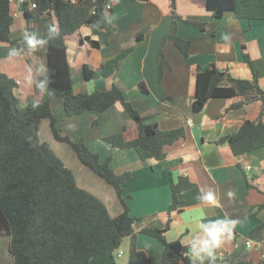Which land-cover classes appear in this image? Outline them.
<instances>
[{"label":"crops","instance_id":"obj_1","mask_svg":"<svg viewBox=\"0 0 264 264\" xmlns=\"http://www.w3.org/2000/svg\"><path fill=\"white\" fill-rule=\"evenodd\" d=\"M108 1H112L106 12L114 27L111 33L102 30L94 34L92 27L82 26L65 37L72 73L78 78L83 65L100 69L104 62L119 53H127L116 73L88 81L77 79L74 92L106 90L115 84L124 91L141 116L150 117V121L156 122L162 130L182 126L187 135L166 146L164 160H141L134 149L112 147L104 140V137L117 133H122L127 139L136 136L137 124L119 103L104 112L89 111L69 117L64 113L62 99L51 101L52 113L58 119L56 127L62 135H68L75 141L83 139L101 160L110 156V167L116 174L131 173L122 185L130 195L127 199L130 215L137 218L133 228L138 248L148 257L160 258L163 245L143 233L144 228H164L169 220L165 238L168 241L179 240L187 247L196 234L203 235L196 226L198 219L208 223L227 216L239 222L233 236L225 238L216 250L218 264H235L244 254L257 262L264 256V232L262 241L253 240L248 234L264 221V207H259L264 203V148L235 155L228 144L217 141L223 135L235 132L243 121L256 120L260 115L261 101L254 100L240 108L230 109L238 97L211 98L199 112L193 111L192 102L196 68H205L211 63L238 78L252 79L255 72L260 87L264 89V19L248 21L234 17L230 12L216 18L207 8L206 0H175L178 19L172 16L170 0ZM23 2L11 0L10 4L14 16L11 38L17 39L21 45L22 34L26 31ZM187 19L199 21L203 26L187 23ZM52 22L56 25L55 18ZM169 34L189 41L187 56L180 52L172 38H165ZM223 36L228 39H223ZM87 37L96 40L99 46L93 47ZM13 46L10 42L0 41V71L17 81L15 94L23 105L30 98L42 100L44 94L28 82V67L45 65L47 68L46 47L35 51L25 48L22 57L9 59L8 50ZM160 51L162 63L159 62ZM244 53L251 66L245 61ZM140 83L144 84L143 89ZM48 126V138L42 141L49 142L58 155L56 148L61 146H56L51 139L60 141L54 138L49 121ZM58 156L75 173L63 156ZM246 165H250L249 170L245 169ZM79 171L89 176L83 167H79ZM179 177L187 178L192 186L179 192L178 205L169 211L172 203L170 186ZM77 185L104 201L112 216L120 212L116 194V198L109 191L104 197L98 194L101 183L98 182L91 190L84 184L77 182ZM208 191L215 194L217 204L198 199ZM230 191L235 193L232 198L228 196ZM109 196L114 201L106 203ZM125 238L128 243L129 238ZM247 239L253 241L252 247L246 246ZM0 241V264H14L8 252L9 238L0 236ZM116 252L92 258L88 264H127L128 258L119 262L123 253L119 256Z\"/></svg>","mask_w":264,"mask_h":264},{"label":"trees","instance_id":"obj_2","mask_svg":"<svg viewBox=\"0 0 264 264\" xmlns=\"http://www.w3.org/2000/svg\"><path fill=\"white\" fill-rule=\"evenodd\" d=\"M108 0H28L23 2V14L27 31H36L47 37L49 25L55 18L58 35L46 46L48 70V91L42 100L28 99L23 105L15 94L17 81L0 71V236L9 238L8 252L14 264H88L92 258L109 254L119 249L125 237L129 238L127 264H190L185 258L187 251L179 240L168 241L164 228L149 227L143 233L156 238L163 245L160 258L152 259L137 245V234L133 224L137 218L130 215V209L123 187L130 177L129 171L116 174L110 167L111 157L100 159L91 151L83 139L73 140L62 135L56 127L58 119L51 110V101L62 99L66 116H76L89 111L104 112L119 103L137 124L136 136L127 139L122 133L104 137L116 148H132L141 160L166 158L165 148L186 137L184 127L162 130L157 123L144 117L126 98L124 91L112 85L106 90L75 93L73 86L77 79L88 81L109 77L119 69V63L127 52H121L104 62L100 69L83 65L78 78L72 73L67 58L65 37L82 26L93 28L94 34L105 30L111 33L114 27L106 17ZM34 3L30 8L28 4ZM11 0H0V41L22 46L11 38L10 27L14 16ZM207 8L216 18L230 12L236 18L248 21L264 19V0H206ZM172 16L175 0H170ZM185 22L202 27L199 21ZM176 47L188 55L189 41L169 34ZM93 47L99 43L86 38ZM160 63L163 61L159 52ZM245 61H251L244 53ZM143 89L144 84L140 83ZM239 99L230 105L237 109L254 100L261 101L260 115L256 120H245L233 133L223 135L218 143H226L235 155L246 154L264 148V89L258 83L254 72L252 79L234 77L229 71L220 69L214 63L205 68L197 66L195 96L192 102L194 112H199L211 98ZM49 120L50 128L57 141L64 142L73 150L81 164L102 178L115 191L121 210L112 216L106 205L93 193L77 185L73 171L65 165L51 144L41 141L39 132L43 120ZM192 186L185 177L171 183L172 203L169 211L178 203V194ZM259 207H264V203ZM264 221L252 229L248 237L262 241ZM203 264H209L206 260ZM218 264V260L216 262ZM235 264H264V256L257 262L246 254Z\"/></svg>","mask_w":264,"mask_h":264},{"label":"clouds","instance_id":"obj_3","mask_svg":"<svg viewBox=\"0 0 264 264\" xmlns=\"http://www.w3.org/2000/svg\"><path fill=\"white\" fill-rule=\"evenodd\" d=\"M56 35H58V27L56 25L48 26L46 38L41 37L36 31L26 30L22 34V46L9 48L8 58L14 59L22 57L25 53V48L32 51L45 48L49 40L53 39ZM222 38L225 40L228 39L227 36H223ZM28 73V82L30 85L34 86L41 94L49 92L48 70L45 65H29ZM234 195L235 193L232 191L228 193L230 198L234 197ZM198 199L209 204H217L216 196L211 191L199 196ZM238 222V220L231 219L227 216L224 219H216L208 223L200 222L198 219L196 226L202 231L203 235L196 234L191 239V242L187 245V251L184 253L185 258L189 259L190 264H203L205 259L209 261V264H216V250L221 247L225 238L230 239L233 236Z\"/></svg>","mask_w":264,"mask_h":264},{"label":"rangeland","instance_id":"obj_4","mask_svg":"<svg viewBox=\"0 0 264 264\" xmlns=\"http://www.w3.org/2000/svg\"><path fill=\"white\" fill-rule=\"evenodd\" d=\"M48 121L49 120L45 119L41 123V128H40V132H39V138H40L41 141L45 140L46 138H48V135H49ZM51 140L54 142V144L56 146H61V148H59V149L56 148V150L58 151V155H62L64 160H65V162H66V164L68 166H71L74 169L75 173L74 172L73 173H74L75 179H77L76 182H78L79 184H84V185L88 186V188L90 190L93 189L94 186L99 182V183H101V185L98 188L97 192H98V194L100 196L104 197L106 195V192L109 191V194L112 193L114 195V197H115V193H114L113 188L109 184H107L102 178H100L95 173H93L89 168H86L85 166H83L78 161V159L75 157V154L67 146V144L60 143V142H55L53 139H51ZM79 167H83V169H86V171H87L89 176H86V175L84 176L83 172L79 171ZM90 178H92V179H90ZM109 201H114V198H111L109 196L106 199V203L109 202ZM115 201H117V203H119L117 199ZM102 202H104V201H102ZM108 206H109V208L111 210V206L110 205H108ZM2 239H5V238H2ZM0 243H1V241H0ZM115 251H117L116 254H118L120 251L123 253V256H122L121 259H119V262H122V261L125 262L127 260L128 255H129V242L127 243V239L126 238L121 243V247H119V249H117Z\"/></svg>","mask_w":264,"mask_h":264},{"label":"built area","instance_id":"obj_5","mask_svg":"<svg viewBox=\"0 0 264 264\" xmlns=\"http://www.w3.org/2000/svg\"><path fill=\"white\" fill-rule=\"evenodd\" d=\"M20 1L23 2L24 0H20ZM111 3H112V1H108L106 3L105 13L108 12L109 9L111 8ZM33 7H35V4L34 3H30V8H33ZM245 169L249 170L250 169V165H246L245 166ZM245 243H246V246L247 247H252V245H253V241L250 240V239H247ZM119 255H121V251H120Z\"/></svg>","mask_w":264,"mask_h":264}]
</instances>
